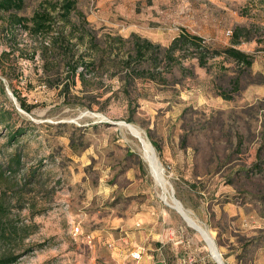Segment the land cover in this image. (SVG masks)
Masks as SVG:
<instances>
[{
	"label": "rangeland",
	"instance_id": "rangeland-1",
	"mask_svg": "<svg viewBox=\"0 0 264 264\" xmlns=\"http://www.w3.org/2000/svg\"><path fill=\"white\" fill-rule=\"evenodd\" d=\"M23 1L0 12V264H216L176 206L224 264H264V0H76L101 42L147 46L154 80L127 93L107 61L71 86L60 55H41L52 36L13 22L57 0ZM235 32L249 67L212 55Z\"/></svg>",
	"mask_w": 264,
	"mask_h": 264
},
{
	"label": "trees",
	"instance_id": "trees-1",
	"mask_svg": "<svg viewBox=\"0 0 264 264\" xmlns=\"http://www.w3.org/2000/svg\"><path fill=\"white\" fill-rule=\"evenodd\" d=\"M23 7V0H0V12H17ZM13 22L22 26L32 36H52L50 46H43L41 55L43 58L47 54L53 58L57 54L60 55L58 64L64 63L71 86H75L76 77L82 85H86L85 74L78 71L80 68L83 70L87 68L98 76L107 72L103 69L105 61L111 68L117 66L124 93H127L126 87L136 80H154V76L149 72L147 46L143 43H134L131 48H127L121 36H108L106 41L101 42L90 29L84 15L77 10L76 0H57L52 5L49 2L47 5L41 3L30 17H13ZM238 37L235 32L231 38L232 46L213 51L212 55H221L249 67L252 64V57L233 47L239 44ZM175 39L177 43L195 48L202 60L209 54L202 45L201 39L195 35L182 33ZM112 44L115 45V53L112 52L113 49H109ZM132 63L135 65L133 66ZM143 64L146 67H143ZM20 106L21 109L29 112V108L24 103L21 102ZM2 114L0 113V116ZM19 134V130L12 133L9 140L12 141Z\"/></svg>",
	"mask_w": 264,
	"mask_h": 264
},
{
	"label": "bare ground",
	"instance_id": "bare-ground-1",
	"mask_svg": "<svg viewBox=\"0 0 264 264\" xmlns=\"http://www.w3.org/2000/svg\"><path fill=\"white\" fill-rule=\"evenodd\" d=\"M129 131L132 133V135L138 140V142L140 143V147H141V153L145 159V161L147 162L148 166L150 167L155 180L159 181L162 185L160 186L163 190H164V186H168V183L163 179V177L161 176L160 172H159V166L158 163L155 159L154 156V151L150 145V143L148 141H146V139L144 138L142 132H140L138 129L132 127V126H128ZM171 196L173 197V194H171ZM174 199V197H173ZM162 200L165 203H168V201L166 200V198L162 197ZM176 210L183 216V218L186 219V221L190 222V224L195 225L189 218L188 214L180 207V206H176L175 207ZM196 226V225H195ZM202 232V231H201ZM202 237H204L205 241L208 242L207 238L205 237V235H202ZM211 253L213 255V257L218 261H215L216 264H221L222 260L221 258L218 259V255L217 253L214 251V249L211 247Z\"/></svg>",
	"mask_w": 264,
	"mask_h": 264
},
{
	"label": "crops",
	"instance_id": "crops-1",
	"mask_svg": "<svg viewBox=\"0 0 264 264\" xmlns=\"http://www.w3.org/2000/svg\"><path fill=\"white\" fill-rule=\"evenodd\" d=\"M175 210H176V209H175ZM176 211H177V210H176ZM177 212H178V211H177ZM178 213H179V212H178ZM179 214H180V213H179ZM180 216L183 217L181 214H180ZM184 220H186V219L184 218ZM190 220H191V219H190ZM186 222H188V221H186ZM188 224L191 225L192 228H194L199 234H201V235H205V237L207 238L208 242L205 241L204 237H203V239H204V241L207 243V246H208V249H209V252H210L212 258L214 259V261H218V262H219V260H216V259L213 257L212 253H211V247L214 249V251H215L216 253H217V251L215 250V248H214V246H213V244H212V242H211L209 236L207 235V233H206L203 229H201L200 227H198L195 223H194V224H195L196 226L190 224V222H188ZM201 231H202V232H201ZM217 255H218V253H217ZM218 257H219V255H218ZM147 258L150 259L149 256H147ZM218 259H220V257H219ZM145 262H146V263H149L147 260H146Z\"/></svg>",
	"mask_w": 264,
	"mask_h": 264
},
{
	"label": "built area",
	"instance_id": "built-area-1",
	"mask_svg": "<svg viewBox=\"0 0 264 264\" xmlns=\"http://www.w3.org/2000/svg\"><path fill=\"white\" fill-rule=\"evenodd\" d=\"M75 232H78V228L75 229ZM132 258L137 260L139 258V256H138V254H133ZM194 263H195V261L193 259H188L186 262L184 261V264H194Z\"/></svg>",
	"mask_w": 264,
	"mask_h": 264
},
{
	"label": "water",
	"instance_id": "water-1",
	"mask_svg": "<svg viewBox=\"0 0 264 264\" xmlns=\"http://www.w3.org/2000/svg\"><path fill=\"white\" fill-rule=\"evenodd\" d=\"M18 108V107H17ZM19 109V108H18ZM20 110V109H19ZM159 164H160V162H159ZM161 165V164H160ZM163 169V168H162ZM219 255V257H221V255L220 254H218ZM220 264V263H219ZM221 264H224L223 262H221Z\"/></svg>",
	"mask_w": 264,
	"mask_h": 264
}]
</instances>
